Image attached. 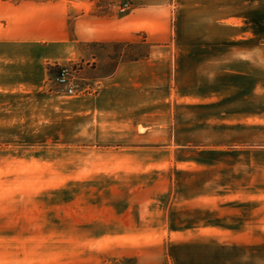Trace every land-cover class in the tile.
Returning a JSON list of instances; mask_svg holds the SVG:
<instances>
[{"label": "rangeland", "instance_id": "1", "mask_svg": "<svg viewBox=\"0 0 264 264\" xmlns=\"http://www.w3.org/2000/svg\"><path fill=\"white\" fill-rule=\"evenodd\" d=\"M133 3L92 0L89 12ZM39 4L71 18V0H0V37L19 31L17 9ZM82 51L45 65L40 92L0 79V264H264V78L236 84L203 117L166 119L169 132L137 144L93 111V96L146 46ZM245 221L261 245L235 242L234 223Z\"/></svg>", "mask_w": 264, "mask_h": 264}, {"label": "crops", "instance_id": "2", "mask_svg": "<svg viewBox=\"0 0 264 264\" xmlns=\"http://www.w3.org/2000/svg\"><path fill=\"white\" fill-rule=\"evenodd\" d=\"M91 1L71 0V18L64 21L52 4L17 9L24 17L13 23L19 31L0 37V79L40 92L47 80L45 65L84 58L82 46L142 43L143 58L120 62L101 79L93 96L99 107L93 111L101 119H115L110 127L116 133L148 145L155 143L154 135L169 132L166 119L189 112L203 117L214 104L230 100L236 84H262L264 0H134L131 9L99 16L89 12ZM100 126L108 132V123ZM236 224L235 242L262 244L246 221Z\"/></svg>", "mask_w": 264, "mask_h": 264}, {"label": "built area", "instance_id": "3", "mask_svg": "<svg viewBox=\"0 0 264 264\" xmlns=\"http://www.w3.org/2000/svg\"><path fill=\"white\" fill-rule=\"evenodd\" d=\"M128 9V5H124L123 10ZM70 76V70L66 67H62L60 73H58L57 75V81L60 83H66L67 81H69L68 77ZM74 89L71 87L69 89V93H73Z\"/></svg>", "mask_w": 264, "mask_h": 264}, {"label": "trees", "instance_id": "4", "mask_svg": "<svg viewBox=\"0 0 264 264\" xmlns=\"http://www.w3.org/2000/svg\"><path fill=\"white\" fill-rule=\"evenodd\" d=\"M57 75H58V73H57Z\"/></svg>", "mask_w": 264, "mask_h": 264}]
</instances>
